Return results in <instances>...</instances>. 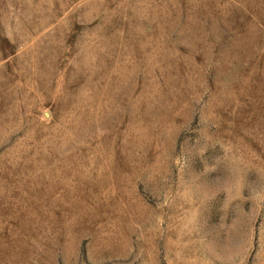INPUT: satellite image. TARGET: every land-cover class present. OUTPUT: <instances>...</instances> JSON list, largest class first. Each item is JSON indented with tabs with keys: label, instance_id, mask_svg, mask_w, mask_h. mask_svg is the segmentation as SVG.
<instances>
[{
	"label": "rangeland",
	"instance_id": "374dc122",
	"mask_svg": "<svg viewBox=\"0 0 264 264\" xmlns=\"http://www.w3.org/2000/svg\"><path fill=\"white\" fill-rule=\"evenodd\" d=\"M0 264H264V0H0Z\"/></svg>",
	"mask_w": 264,
	"mask_h": 264
}]
</instances>
